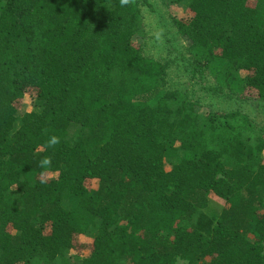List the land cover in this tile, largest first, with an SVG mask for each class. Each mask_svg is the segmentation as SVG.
<instances>
[{
  "label": "trees",
  "instance_id": "obj_1",
  "mask_svg": "<svg viewBox=\"0 0 264 264\" xmlns=\"http://www.w3.org/2000/svg\"><path fill=\"white\" fill-rule=\"evenodd\" d=\"M149 1L0 0V264H264V126L169 86ZM163 3L193 86L264 109V0Z\"/></svg>",
  "mask_w": 264,
  "mask_h": 264
},
{
  "label": "rangeland",
  "instance_id": "obj_2",
  "mask_svg": "<svg viewBox=\"0 0 264 264\" xmlns=\"http://www.w3.org/2000/svg\"><path fill=\"white\" fill-rule=\"evenodd\" d=\"M150 6H144L142 8L141 21L143 25L144 35L140 36L138 42L142 45L144 53L148 56L155 57L158 60L173 61L168 70V82L171 88H176L181 85H186L191 88V93L194 95V99H200L201 113L207 115L209 112L216 111H241L250 117L257 125L264 126V109L257 106V100L249 99L247 101L237 99H227L222 96H216L208 93L201 87V85L193 84L196 81H191L187 71V63L182 60L184 55L189 59L187 53V44L182 36L179 35L174 25V18H181L184 15V8L175 6L168 7L163 3V0H150ZM184 54V55H183ZM214 79L209 77L206 84H213ZM34 109V100L27 95L23 101L22 109L20 110V116L27 112H31ZM81 130L80 126L73 125L68 134V140L70 143H74ZM50 177L55 179L58 177L57 173H51ZM90 187L95 188L97 183L92 181L89 184ZM13 197L18 196V191L13 188L11 191ZM223 207L222 202L217 199H213L210 203V207L213 204ZM220 203V204H219ZM209 207V209H210ZM209 209H207L209 212ZM198 219V216L194 219V222ZM82 242L91 243V236L81 237ZM74 254V252H71ZM86 257L87 252L84 253ZM80 256V255H76ZM177 264H190L187 260L177 258Z\"/></svg>",
  "mask_w": 264,
  "mask_h": 264
},
{
  "label": "clouds",
  "instance_id": "obj_3",
  "mask_svg": "<svg viewBox=\"0 0 264 264\" xmlns=\"http://www.w3.org/2000/svg\"><path fill=\"white\" fill-rule=\"evenodd\" d=\"M56 142H57V141H56V138L53 137L52 140H51V143H52V144H55Z\"/></svg>",
  "mask_w": 264,
  "mask_h": 264
}]
</instances>
